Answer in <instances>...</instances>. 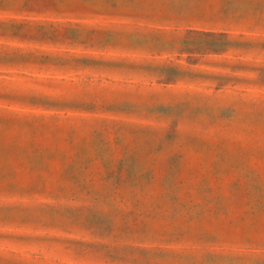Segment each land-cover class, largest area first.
I'll use <instances>...</instances> for the list:
<instances>
[{
  "label": "rangeland",
  "instance_id": "1",
  "mask_svg": "<svg viewBox=\"0 0 264 264\" xmlns=\"http://www.w3.org/2000/svg\"><path fill=\"white\" fill-rule=\"evenodd\" d=\"M0 264H264V0H0Z\"/></svg>",
  "mask_w": 264,
  "mask_h": 264
}]
</instances>
